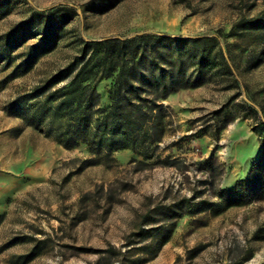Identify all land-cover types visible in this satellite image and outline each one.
<instances>
[{
    "label": "rangeland",
    "instance_id": "rangeland-1",
    "mask_svg": "<svg viewBox=\"0 0 264 264\" xmlns=\"http://www.w3.org/2000/svg\"><path fill=\"white\" fill-rule=\"evenodd\" d=\"M52 8L70 19L27 66ZM260 19L264 0H0V264H264V29L241 26ZM144 32L216 35L233 70L163 100L154 159L65 148L11 108L83 41Z\"/></svg>",
    "mask_w": 264,
    "mask_h": 264
},
{
    "label": "trees",
    "instance_id": "trees-1",
    "mask_svg": "<svg viewBox=\"0 0 264 264\" xmlns=\"http://www.w3.org/2000/svg\"><path fill=\"white\" fill-rule=\"evenodd\" d=\"M59 11L52 8L41 14L42 21L34 29L41 31V37L25 54L27 66L61 37L70 17ZM241 26L264 29V19ZM25 28L32 30L30 25ZM14 32L0 37L1 62L10 61ZM232 74L229 57L216 35L144 32L109 37L83 41L79 53L65 66L10 106L26 126L65 148L87 145L92 154H104L107 159L113 151L131 149L147 161L156 157L168 124L163 100L182 88H197L211 77ZM103 81L110 83L107 106L102 105L98 90ZM254 130L264 135V121Z\"/></svg>",
    "mask_w": 264,
    "mask_h": 264
}]
</instances>
